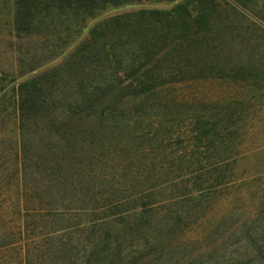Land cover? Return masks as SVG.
<instances>
[{"label": "trees", "instance_id": "16d2710c", "mask_svg": "<svg viewBox=\"0 0 264 264\" xmlns=\"http://www.w3.org/2000/svg\"><path fill=\"white\" fill-rule=\"evenodd\" d=\"M263 137L264 0H0V264L161 258Z\"/></svg>", "mask_w": 264, "mask_h": 264}, {"label": "rangeland", "instance_id": "374dc122", "mask_svg": "<svg viewBox=\"0 0 264 264\" xmlns=\"http://www.w3.org/2000/svg\"><path fill=\"white\" fill-rule=\"evenodd\" d=\"M139 8L140 6L124 7L108 14L130 12ZM246 148V155L239 159L235 165V178L229 190L216 201L217 204L215 203L211 210L207 209L194 221L193 225L188 226L189 228H185L186 223L183 224L184 226L182 225L183 232L178 235L173 252L164 246V256L161 258L151 257L148 259L151 262L147 261L148 264H222L221 261H226L227 255L236 249L242 235H245V231H243L244 234L242 232L245 229V227L242 228L243 223L248 222L257 214L255 209L259 204L262 191H264V137L258 140H249ZM229 213H232L231 219L220 229L218 233L220 236L210 237L209 233L215 222ZM261 224L260 233L256 237L259 245L262 246L257 245L260 248L254 247L249 254L243 255L241 257L243 264H264V219ZM240 228L242 229L240 230ZM249 230L253 231L251 228ZM220 237L221 240H218ZM141 239L140 237L131 241L126 239V241H122L120 249L125 251L124 254L135 253L137 256L140 253L141 255L143 252H137L142 249L144 243L143 238ZM222 240L224 243L219 245ZM218 245L220 249L216 253H209L213 251L210 250L212 247L216 248ZM190 253L195 257L193 261L189 260L192 258L191 255H188ZM144 260L146 259L139 261L142 263Z\"/></svg>", "mask_w": 264, "mask_h": 264}]
</instances>
